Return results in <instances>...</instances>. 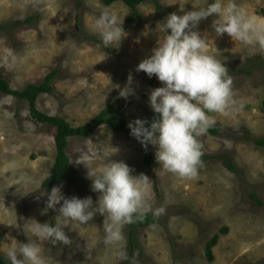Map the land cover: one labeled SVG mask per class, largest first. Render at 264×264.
Masks as SVG:
<instances>
[{"label":"rangeland","instance_id":"rangeland-1","mask_svg":"<svg viewBox=\"0 0 264 264\" xmlns=\"http://www.w3.org/2000/svg\"><path fill=\"white\" fill-rule=\"evenodd\" d=\"M158 1L161 9L154 0H147L138 5L139 16L132 17V9L122 1L105 5L100 0H0V26H5L0 29V69L11 87L19 90L58 70L52 81L54 91L39 94L37 107L73 126L88 122L112 104L127 123L145 119L150 92L163 85L155 75L137 72V65L152 54L158 39L167 35L164 25L171 13L183 15L194 6L212 2L188 0L181 11L183 0ZM237 3L264 18V0ZM104 10L123 19L125 37L118 47L105 48L94 31L95 19ZM29 16L34 17L25 21ZM215 18L202 20L196 30L208 40L209 54L232 70L229 75L234 80L236 103L226 114H209L222 128L221 135L207 132L199 139L204 153L225 154L237 163L239 171L211 158L203 161L196 179L178 178L160 167L156 146L151 145L153 163L147 165L146 148L136 138L102 124L89 137L68 138L70 170L80 181L57 185L63 195L98 199L87 168L75 159L81 152L87 153L99 170L108 162L111 146L119 151L109 159L122 160L133 169V175L143 173L151 179L148 203L152 208L164 207L166 214L137 227L131 236L129 225L124 226L128 260H120L116 249L104 244V218L100 215L77 231L65 228L71 245L38 241L28 231L32 219L53 226L62 219L51 209L41 214L47 202L42 193L51 191L42 182L56 159V128L34 120L25 100L0 93L2 256L6 258L8 248L30 239L40 244L48 264H131L134 253H138V264H264V145L255 142L264 137V51L235 43L227 33L216 36L211 27ZM16 21L22 24L14 28L11 24ZM252 64L251 74L236 72ZM130 73L134 94L125 99L119 93ZM21 177L27 178V183L20 185L24 194L17 192L19 185L10 186ZM253 193L261 203L251 198ZM223 226L229 230L221 234ZM215 234L219 239L210 259L206 245Z\"/></svg>","mask_w":264,"mask_h":264},{"label":"clouds","instance_id":"clouds-1","mask_svg":"<svg viewBox=\"0 0 264 264\" xmlns=\"http://www.w3.org/2000/svg\"><path fill=\"white\" fill-rule=\"evenodd\" d=\"M187 2L183 0L181 4L179 0L181 11ZM209 16L216 17L211 25L216 36L227 33L235 43L264 51V18L250 14L237 0H212L183 15L171 13L164 25L167 35L158 39L152 54L136 68L149 77L155 75L163 86L154 88L149 95L150 107L156 114L150 126H146L148 121L144 119L130 121L131 135L145 148L149 144L156 146L155 159L160 167L182 179H196L203 167V145L199 138L216 123L209 114H226L236 103L234 80L228 67L209 54L208 40L196 30ZM122 23L123 19L108 10L95 19L94 31L105 48L120 45L125 37ZM132 79L130 73L128 83L120 89L119 94L125 99L134 94L130 87ZM110 149L108 162L99 170L92 166L94 161L87 153L81 152L75 159L76 164L87 168V177L92 181V191L99 193L98 199L94 202L91 196L67 198L61 187L53 186L50 192L42 193L47 195V202L41 214L51 209L62 219L56 226L32 219L28 228L32 236L51 245H71L65 228L77 231L100 215L104 218V244L113 246L120 260L129 259L124 246V226L143 220L149 211L158 219L166 214V209L152 208L148 203L151 179L143 173L133 175V169L122 160L109 159L119 151L111 146ZM22 183H27V178L21 177L10 186L19 185L17 192L21 193ZM6 258L10 264H48L40 244L30 239L8 248ZM131 264H138V253L133 254Z\"/></svg>","mask_w":264,"mask_h":264},{"label":"trees","instance_id":"trees-1","mask_svg":"<svg viewBox=\"0 0 264 264\" xmlns=\"http://www.w3.org/2000/svg\"><path fill=\"white\" fill-rule=\"evenodd\" d=\"M105 5H111L116 1H122L125 5L132 9V17L139 16L138 5L147 1V0H100ZM158 9L162 8V5L158 0H154ZM34 16H29L25 21H30ZM22 24V21L13 22L12 27H18ZM5 26H0V29H4ZM255 67L254 64L250 65L248 69L237 68L236 72H242L251 74V69ZM229 73H233L232 70H229ZM58 76V70H54L46 74L44 80L40 83H29L26 85L24 89H15L12 88L9 84L8 80L5 78L3 72L0 69V93H4L7 95H12L20 100H25L28 104V110L30 116L40 123H48L56 128L55 133V146H56V159L55 162L42 182V186L52 189L53 186H57L64 182H77L80 181L78 176H76L70 170V158L67 155V144L68 138L71 136H80V137H89L94 133V131L100 127L102 124L109 125L114 131L122 132L128 137L135 138L131 135V130L128 127L126 121H124L119 114L117 113L118 108L112 104L107 108L102 109L97 115H95L92 119L84 124H80L77 126H73L70 122H68L65 118L58 115H51L41 111L37 107V97L41 93H51L54 91V86L52 85V81ZM156 114L149 106V111L144 120L148 121V125L150 126L151 121L155 118ZM208 132L211 135H221L222 128L218 125H214L211 127ZM255 142L259 145H264V137L260 139H255ZM211 158H217L223 161L224 165L231 171L238 172L239 166L232 159L225 156L223 153L219 154H206L203 152L202 160L207 161ZM144 162L147 165H151L153 163V153L151 150V144H149L146 148ZM251 198H254L259 203L261 200L253 193L251 194ZM155 222V218L152 212H147L143 220H137L135 223L128 224L130 230V236L134 233L135 229L139 226H146ZM229 227L223 226L220 230L221 234L227 233ZM219 233V234H220ZM219 234H215L206 245V252L208 258L213 259L212 248L216 245ZM133 243V240H130ZM0 262L1 264H7L8 260L0 254Z\"/></svg>","mask_w":264,"mask_h":264}]
</instances>
